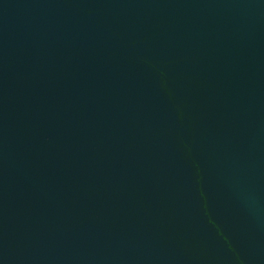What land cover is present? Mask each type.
Here are the masks:
<instances>
[{"label":"water","instance_id":"95a60500","mask_svg":"<svg viewBox=\"0 0 264 264\" xmlns=\"http://www.w3.org/2000/svg\"><path fill=\"white\" fill-rule=\"evenodd\" d=\"M0 264H264V0H0Z\"/></svg>","mask_w":264,"mask_h":264}]
</instances>
